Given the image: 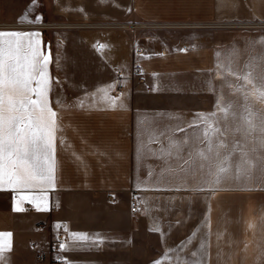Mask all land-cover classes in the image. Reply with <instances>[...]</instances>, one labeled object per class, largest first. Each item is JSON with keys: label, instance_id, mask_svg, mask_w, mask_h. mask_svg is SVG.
I'll use <instances>...</instances> for the list:
<instances>
[{"label": "crops", "instance_id": "0c3cea01", "mask_svg": "<svg viewBox=\"0 0 264 264\" xmlns=\"http://www.w3.org/2000/svg\"><path fill=\"white\" fill-rule=\"evenodd\" d=\"M48 1L51 16L75 22L264 18V0ZM10 2L0 0V20L19 17ZM0 31L39 33L22 43L38 41L36 60L49 57L47 94L5 82L0 114L48 128L49 110L56 112L51 182L32 178L27 164L4 161L0 234L11 235L0 237V264H47L38 255L49 251L60 225L68 264H264V98L231 87L245 82L238 77L246 67L264 66V29L197 27L193 59L177 45L167 54L157 31L138 29L129 40L126 30H100L97 64L136 62L144 79L136 84L116 76L74 91L54 88L58 43L54 48L44 30ZM26 53L22 48V63ZM191 67L194 90L168 88ZM33 76L37 88L38 73ZM133 197L141 203L137 212L130 209Z\"/></svg>", "mask_w": 264, "mask_h": 264}, {"label": "rangeland", "instance_id": "374dc122", "mask_svg": "<svg viewBox=\"0 0 264 264\" xmlns=\"http://www.w3.org/2000/svg\"><path fill=\"white\" fill-rule=\"evenodd\" d=\"M11 1V2H10ZM12 4V14H19L17 18L0 20V29L7 28L6 24H18L22 26L8 27L9 29H42L45 31V39L53 43L55 48L58 43V64L52 67L55 89L74 91L81 89H92L98 87V82L102 79L110 80L114 77L119 79L132 78L133 83L139 84L144 79V71L138 74L135 63L131 67H112L98 65V50L102 44L103 36H99V31L106 32L113 30H126L127 39L133 38L138 29L147 31H157L160 37L167 42V54L173 52L170 46L177 45L184 53L191 55L193 59V36L197 27H231L235 29H264V18H234V19H187L184 21H150L139 18H130L122 21H101V22H75L62 17L50 15L48 0H5L6 5ZM36 5V6H35ZM28 8V19L21 22L24 7ZM33 8L31 9V7ZM39 14H43L39 17ZM21 16V17H20ZM40 18L39 23H29ZM122 23L128 24L123 26ZM27 25V26H26ZM128 31H132L133 34ZM103 33V32H102ZM144 38V35L139 34ZM185 47V48H184ZM174 68V67H173ZM117 69V70H116ZM181 69L179 76L183 78L179 82L169 81L168 88H180L194 90L198 85L194 80L193 67ZM177 70V69H176ZM251 71L257 85L264 84V66L246 67V73ZM168 76L171 71L168 72ZM174 75V74H173ZM122 83L114 89H117ZM120 87V88H121ZM232 88L236 90L253 89L252 84L243 81L232 83ZM111 89V87H109ZM51 238V237H50Z\"/></svg>", "mask_w": 264, "mask_h": 264}, {"label": "snow or ice", "instance_id": "6c2138e0", "mask_svg": "<svg viewBox=\"0 0 264 264\" xmlns=\"http://www.w3.org/2000/svg\"><path fill=\"white\" fill-rule=\"evenodd\" d=\"M21 22L28 19V13L26 12L21 18ZM29 23H39L40 18L36 17L35 21H28ZM39 36V33H28L20 31H0V86L5 82L18 84L29 91L36 92L37 95H46L49 86V77L47 74L46 65L49 57L43 56L39 61L36 58L40 55L36 44L32 43L31 39L27 44H23L22 41L25 38H34ZM29 49V53L24 54L23 63L21 62V49ZM33 72H37L39 79L37 81L38 87L32 88L31 81L35 78ZM238 79L244 80L247 84H252L253 89L264 98V84L257 85L252 76L251 71L246 73ZM2 103V99H0ZM11 103V102H10ZM29 104L34 103L29 100ZM115 103V101H113ZM25 105L22 103L21 107ZM46 106V102H45ZM217 107H220L219 102ZM222 111L227 113V108H222ZM51 126L48 128H39L32 124L31 118L25 122L23 118L10 116L4 117L0 114V178L4 176L5 163L8 161L15 165L17 162L21 164H27L31 170L32 178H38L41 180H53V165L50 162L51 150H52V132L56 126V112L51 111ZM214 114H198V118L201 120H207ZM249 125V132L255 129V125L251 120L245 121ZM212 131H218L213 129L211 125L208 126ZM30 128V134L25 135V129ZM264 131V129H261ZM205 135H208L206 130ZM172 143H175L174 141ZM203 156V153H200ZM250 163V162H249ZM221 172L226 169L221 168ZM10 180L13 179L12 174H8ZM19 177H15L14 182L18 181ZM219 178H217V183ZM251 226V225H250ZM10 233L0 234V237L8 236ZM78 239H87L86 236H78ZM5 251L3 246H0V258Z\"/></svg>", "mask_w": 264, "mask_h": 264}, {"label": "built area", "instance_id": "2783aa9c", "mask_svg": "<svg viewBox=\"0 0 264 264\" xmlns=\"http://www.w3.org/2000/svg\"><path fill=\"white\" fill-rule=\"evenodd\" d=\"M7 28L8 27H17L22 26L18 24H6L4 25ZM27 26V25H26ZM185 48V47H184ZM135 66L138 67L139 65L135 63ZM136 72L138 74L141 73V69L138 67L136 69ZM121 85L117 89H115V93H118L120 91ZM140 201L133 197L130 204V209L132 212H137L140 209ZM52 208H55V205H52ZM39 229H45L44 224H39ZM67 237L64 231L63 226H59L56 230L52 232L50 241H49V251L43 252L42 254L38 255V259L41 261H46L47 264H68V257L65 254L64 248L66 246Z\"/></svg>", "mask_w": 264, "mask_h": 264}]
</instances>
